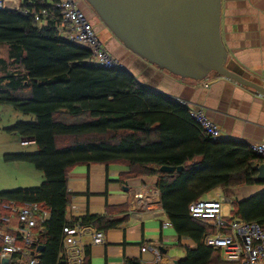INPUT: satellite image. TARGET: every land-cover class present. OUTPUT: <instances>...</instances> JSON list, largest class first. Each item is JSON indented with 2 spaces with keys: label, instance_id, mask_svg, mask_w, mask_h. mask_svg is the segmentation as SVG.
<instances>
[{
  "label": "trees",
  "instance_id": "1",
  "mask_svg": "<svg viewBox=\"0 0 264 264\" xmlns=\"http://www.w3.org/2000/svg\"><path fill=\"white\" fill-rule=\"evenodd\" d=\"M20 7L0 9V46L6 50L0 57V105L34 115L33 121H17L4 131L33 139L37 150L6 154L5 160L34 165L44 181L0 190V229L8 226L6 218L17 220L11 201L17 206L42 203L50 217L33 229L31 254L42 245L35 255L38 264H67L62 255L65 226L80 223L105 232L127 220V215L68 217L69 173L82 164L124 163L129 178L157 176L161 205L173 227L195 241L196 247L187 248L177 264H240L226 261L222 249L204 243L216 230L190 217L189 205L215 187L264 184L257 179L258 157L250 145L212 140L188 108L144 86L131 71L88 63L89 51L63 39L52 19L39 24L24 13L26 7L48 8L47 0H22ZM163 165L183 168L161 171ZM231 205L230 218L264 224V191L247 200L233 199ZM10 233L23 243L16 231ZM84 253L83 264H88L89 249ZM8 264L26 263L16 253ZM127 264L141 263L127 259Z\"/></svg>",
  "mask_w": 264,
  "mask_h": 264
},
{
  "label": "crops",
  "instance_id": "2",
  "mask_svg": "<svg viewBox=\"0 0 264 264\" xmlns=\"http://www.w3.org/2000/svg\"><path fill=\"white\" fill-rule=\"evenodd\" d=\"M7 3L11 5V0ZM99 27L95 29L98 31ZM220 33L228 52L227 67L263 84L264 0H221ZM111 41L118 49L113 55L118 59L125 57L124 61L131 65L129 71L141 84L173 99L179 97L203 106L207 116L218 124L221 138L249 145L264 143V95L214 72L202 80L181 78L134 53L130 55L116 38ZM22 117H30V121L35 118L32 114L23 115L9 105H0V136L7 144L0 143V168L3 171L0 190L32 187L44 181L43 172L37 171L34 165L5 160L6 154L26 153L10 143L15 138L20 141L23 138L4 131L11 126L8 124L13 125ZM28 145H34L37 150L34 140ZM28 145L20 143V146ZM129 171L127 164L110 163L77 165L69 173L71 203L68 217L93 214L120 218L127 215V220L104 232V243L94 244L91 237H83L84 250L89 249L88 264H127V259H135L141 264H177L186 257L187 248L196 247L195 241L179 236L173 227L161 205L157 176L129 178ZM34 181L36 185L30 184ZM217 190L232 200L242 201L263 192L264 184L227 189L215 187L201 198H212ZM232 210V205H227L225 216L230 218ZM17 227V220H10L5 230L10 233ZM144 247L146 249L142 250Z\"/></svg>",
  "mask_w": 264,
  "mask_h": 264
},
{
  "label": "built area",
  "instance_id": "3",
  "mask_svg": "<svg viewBox=\"0 0 264 264\" xmlns=\"http://www.w3.org/2000/svg\"><path fill=\"white\" fill-rule=\"evenodd\" d=\"M21 1L11 0V5H9L7 0H0V9L18 10L21 8ZM47 2L48 8L26 7L24 13L32 15L39 24L46 18L52 19L57 33L63 39L89 51L88 63L107 68H126L97 37L94 25L79 8L80 0H47ZM175 100L188 108L191 119L201 127L206 136L212 140L222 139L218 124L207 116L203 106L192 104L179 97ZM32 140L23 138L20 143L28 145ZM250 147L258 157V161L254 165L257 169L258 165L264 162V143H252ZM231 202L232 199L229 196L221 190H217L214 191L212 198H199L193 201L189 205V215L216 230L214 234L204 238V243L215 249H222L226 261L240 264L263 263L264 224L257 221L226 217L222 213V206L224 204L229 205ZM9 209L12 214L17 215L18 227L16 232L21 236L23 243L17 242L15 235L9 233L5 228L0 229L2 240L0 259H10L13 254L18 253L26 264H38L36 254H31L29 245L36 238L33 229L50 217V211L38 202L17 206L11 201ZM5 220L9 222L10 218ZM85 236L91 237L94 244H101L105 241L103 231L93 229L88 225L75 223L73 226L63 228L62 255L67 264H83L85 250L82 239ZM145 249L144 247L142 250Z\"/></svg>",
  "mask_w": 264,
  "mask_h": 264
},
{
  "label": "water",
  "instance_id": "4",
  "mask_svg": "<svg viewBox=\"0 0 264 264\" xmlns=\"http://www.w3.org/2000/svg\"><path fill=\"white\" fill-rule=\"evenodd\" d=\"M128 50L181 78L202 80L214 72L264 95V84L227 67L220 33L221 0H85ZM183 166L160 167L180 171ZM264 181V162L257 167ZM42 245H37L40 255ZM2 258L1 264H8ZM62 264H65L62 262Z\"/></svg>",
  "mask_w": 264,
  "mask_h": 264
},
{
  "label": "rangeland",
  "instance_id": "5",
  "mask_svg": "<svg viewBox=\"0 0 264 264\" xmlns=\"http://www.w3.org/2000/svg\"><path fill=\"white\" fill-rule=\"evenodd\" d=\"M79 8L82 10V12L85 14V16L88 18V20L94 25V27L96 28L97 26H100L99 27V30L97 31L96 29V32H97V37L105 44V47L110 51V53L113 54V52H116L118 51V49L115 47V45L113 44V42L111 41L112 38L115 39V37L113 36V34L109 31V29L103 25V22L99 19V17L95 14V12L92 10V8L90 7V5L85 1V0H80V3H79ZM116 41H118L126 51H128V53L130 55L133 56L132 52L130 50H128L117 38H116ZM0 56H3L5 57L6 56V50L4 47L0 46ZM139 57V56H138ZM124 56H120L119 59L120 61L127 67L125 69L129 70V68L131 67L130 64H128L127 62L124 61ZM213 74V72H211L209 74V76ZM19 112V111H18ZM23 114V113H22ZM23 115H29V114H23ZM17 121H24V122H29L30 121V117H27V118H20V119H16L14 121L17 122ZM13 123V124H14ZM8 125H12L11 123L8 124ZM6 140V139H5ZM11 140V139H10ZM0 143H4V145H7L5 144V141L1 138L0 136ZM10 143H13V145L15 146V148H19L20 150H22V152H26V153H33L36 151L34 145H28V146H20V139H17L15 138V140L11 141ZM34 169V168H33ZM36 171V170H35ZM38 171V170H37ZM29 173V172H28ZM30 175H32V173H29ZM34 178L35 176L32 175ZM3 177V171L1 170L0 168V178ZM24 178V177H23ZM33 178V179H34ZM37 178V177H36ZM5 180V179H3ZM9 180H11L9 178ZM8 180V181H9ZM35 180V179H34ZM6 181V180H5ZM7 181V182H8ZM31 182V181H30ZM6 185V183H3ZM32 185H36L37 183L34 181L32 183H30ZM0 186H2V182L0 180ZM226 209H227V204H224L222 206V213L225 215V212H226Z\"/></svg>",
  "mask_w": 264,
  "mask_h": 264
}]
</instances>
